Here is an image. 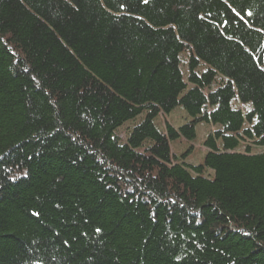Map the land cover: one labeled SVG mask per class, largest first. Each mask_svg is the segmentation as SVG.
<instances>
[{"label": "trees", "instance_id": "16d2710c", "mask_svg": "<svg viewBox=\"0 0 264 264\" xmlns=\"http://www.w3.org/2000/svg\"><path fill=\"white\" fill-rule=\"evenodd\" d=\"M0 264H264V0H0Z\"/></svg>", "mask_w": 264, "mask_h": 264}, {"label": "rangeland", "instance_id": "374dc122", "mask_svg": "<svg viewBox=\"0 0 264 264\" xmlns=\"http://www.w3.org/2000/svg\"><path fill=\"white\" fill-rule=\"evenodd\" d=\"M175 125L177 124H182L184 123L187 119H188V115L186 113V111L184 110L183 107L179 106L177 107L172 113H170L167 116ZM130 124L127 123L124 126H122L120 128V132L122 134H124V131L128 128ZM215 125H208L206 123H201L198 124V126L196 127V138L193 140H188V141H192L187 143L186 147H190L192 146V148L190 149V152L187 153V156L185 157V159H187L188 162L191 163H199L202 161V158L204 157L205 154V147L202 145V140L204 139V137L206 136V134L208 133L209 130L214 129ZM172 144V149L174 151H176L178 154L183 153L185 150V146H183V143L180 145L174 144L173 141H171ZM257 146H254V151H259L261 149L256 148Z\"/></svg>", "mask_w": 264, "mask_h": 264}, {"label": "snow or ice", "instance_id": "6c2138e0", "mask_svg": "<svg viewBox=\"0 0 264 264\" xmlns=\"http://www.w3.org/2000/svg\"><path fill=\"white\" fill-rule=\"evenodd\" d=\"M249 15H251V13H249ZM37 215H38V213H37ZM99 231V230H98Z\"/></svg>", "mask_w": 264, "mask_h": 264}]
</instances>
